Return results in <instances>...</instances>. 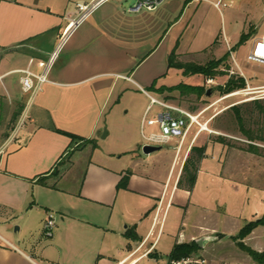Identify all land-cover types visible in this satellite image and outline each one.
<instances>
[{
    "label": "crops",
    "instance_id": "obj_1",
    "mask_svg": "<svg viewBox=\"0 0 264 264\" xmlns=\"http://www.w3.org/2000/svg\"><path fill=\"white\" fill-rule=\"evenodd\" d=\"M92 1L0 0V100L17 106L8 122L0 115V264H139L160 258L155 243L179 191L177 181L168 194L176 153L169 172L157 177L140 165L126 167L135 150L126 127L118 133L120 151L100 150L95 141L103 130L100 141L111 137L118 108L125 109L122 118L129 113L127 95L138 96L141 89L165 100L155 90L168 88L158 84L160 78L178 71L169 68L170 54L188 52L182 50L188 8L218 0H164L155 11L138 13L130 12L136 0H103L79 21L76 5ZM144 62L149 66L142 70ZM27 69L36 75L45 70L46 82L24 102L5 81L18 76L24 95L20 71ZM146 106L133 117L136 124ZM250 154L244 158L264 163ZM48 213L56 218L50 238L43 235ZM157 225L158 235L146 248ZM203 235L209 234L180 238L170 251Z\"/></svg>",
    "mask_w": 264,
    "mask_h": 264
},
{
    "label": "rangeland",
    "instance_id": "obj_2",
    "mask_svg": "<svg viewBox=\"0 0 264 264\" xmlns=\"http://www.w3.org/2000/svg\"><path fill=\"white\" fill-rule=\"evenodd\" d=\"M222 5L225 6H220L218 11L206 3H191L184 19V23L189 21L190 25L182 37V50L188 49V52L183 51L182 54L176 55L177 62L198 66L222 60L216 69L217 72H222V75H217L213 80L214 84L209 86L201 76H183L181 71L169 70L158 82L168 88L179 85L203 87L206 90L215 88L211 96L203 95L200 99L196 95L179 96L177 92L170 94L174 97L173 103L187 111L197 113L206 109L200 121L211 119L208 129L213 133H201L192 146L203 147L204 157L197 180L190 191L185 188L188 182L187 173L182 171L187 158H196L193 150L188 151L189 140L176 158L170 171L168 194L177 181L179 191L170 201L171 208L165 214L160 232L157 225L151 231L146 245V248L150 247L159 232L155 244L160 258H148L139 264H167L170 248L177 240L181 238L188 241L191 235L198 234L209 235L198 239H203L202 248L187 264H258L238 245L239 243L254 252L264 253V225L255 227L243 239H232L239 236L245 225L264 214V163L244 158L252 147L257 153L253 156L264 162V113L258 112L250 105L253 100H261L257 91L264 87V66L247 61L254 39L264 30V0H222ZM241 35H247L243 42H240ZM231 56L239 69L234 66ZM145 64L142 70L148 68V63ZM32 71L38 72V69L33 66ZM240 73L243 77H240ZM236 77L244 80L245 89L232 92L237 95L219 101L228 95L222 92L226 82ZM17 79L18 76L12 75L5 82H12L14 95L18 100L25 102L29 95H22ZM153 96L157 98L156 95ZM126 102L129 113L122 118L125 109L118 108L117 115L120 119L117 117L113 124V134L104 142L100 141V136L95 144L99 142L100 150L108 147L120 151L122 139L118 133L121 128L126 127L129 133L127 142L134 145L135 149L131 154L132 158H125L126 167L131 169L136 164L150 175L160 177L164 173L167 174L175 153V141L162 147L160 151L144 155L141 151L143 141L139 132L140 123L136 124L133 117L142 112L149 101L142 94H129ZM233 106H241L244 118L241 126L236 121L235 112L230 110ZM16 108V105H9L8 101L0 100L3 123L8 122ZM158 111L155 107L150 117H154ZM246 135L253 139L247 138ZM218 136L223 137V144L216 142ZM154 168H157V171H153ZM166 202L167 200L163 209ZM255 214L258 216L254 217Z\"/></svg>",
    "mask_w": 264,
    "mask_h": 264
},
{
    "label": "built area",
    "instance_id": "obj_3",
    "mask_svg": "<svg viewBox=\"0 0 264 264\" xmlns=\"http://www.w3.org/2000/svg\"><path fill=\"white\" fill-rule=\"evenodd\" d=\"M102 1L103 0H94L87 4H77L76 10L79 16L78 20L80 21L87 18L104 2ZM163 1L164 0H136L135 4L130 9V12H153L162 4ZM193 1L208 2L207 0ZM212 6L219 11L220 6L224 7L225 5H222V0H218L216 3H212ZM231 59L234 66L239 69L234 57L231 56ZM247 61L264 66V30L259 37L254 39L252 48L247 56ZM20 73L22 74V77L20 78L21 90L25 95H29V98H32V96L39 90L40 86L46 82L45 70H43L40 75H36L28 69L20 71ZM240 75V77H243L242 73H240ZM206 84L209 86L211 84L213 85L214 81L212 79H208L206 80ZM140 91L149 101L139 124V132L143 141L141 148L144 146L164 147L172 141H175V153L176 157H178L188 140L189 151L201 133H213L208 129V123L211 119L200 121V118L205 113L206 109L193 113L178 105L165 100L157 99L141 89ZM257 94H259L260 99H264V87L260 88L257 91ZM232 95L236 96L237 93H229L219 101L231 98ZM155 107H157L159 111L155 113L154 117H150V114H152ZM22 125V121L21 123L19 122L15 131L19 130ZM54 228L55 215L53 213H48L43 224V235L46 238L52 237ZM187 263H189V259L180 262H172L171 264ZM120 264H122V262Z\"/></svg>",
    "mask_w": 264,
    "mask_h": 264
},
{
    "label": "trees",
    "instance_id": "obj_4",
    "mask_svg": "<svg viewBox=\"0 0 264 264\" xmlns=\"http://www.w3.org/2000/svg\"><path fill=\"white\" fill-rule=\"evenodd\" d=\"M247 35H241L240 42H243L246 39ZM176 54L172 52L169 57V68L176 69L178 71H181L183 76H201L204 80L212 79L217 75H222V72H217V66L220 65L222 60H219L217 62L209 63L206 66H198L191 63L182 64L176 61ZM225 87L222 89L223 93L229 94L235 91L243 90L245 89V82L242 78L236 77L232 80H228ZM177 92L179 96H186V95H196L197 98H201L206 93V89L203 87H192V86H186V85H179L172 88H164L160 87L159 89L155 90V93L159 95H163L166 93V96L164 97L165 100H171L174 99L170 94ZM264 102V99L261 100H253L251 101L250 105L257 109L258 112L264 113V106H262V103ZM241 106H233L230 108V110L235 112V118L236 121L240 124V126L244 123L243 121V115L241 112ZM57 133H61L64 135H67L70 137L72 142L79 141V138L65 134L61 131L57 130ZM247 138L253 139L251 136L246 135ZM216 142L223 144V137L218 136ZM195 152L196 158L195 159H186L185 163L183 165L182 171L184 173H187V186L185 187L188 191L192 190L196 175L198 172L199 164L204 157V148L203 147H192L191 151ZM251 154H257L253 151V148L250 147V149L247 151ZM55 173V172H53ZM125 180H122L119 184V187H123L125 185ZM179 186V181L177 183ZM264 225V214L259 218L258 220L254 222H250L247 225L243 227V229L239 232L238 237H233V240H236V238L243 239L247 237L253 229L257 226ZM241 248H243L249 256L252 258V260L258 264H264V253H258L250 250L249 248L244 247L242 244H238ZM200 248L196 245L195 241L190 243H183V244H175L173 248L171 249L169 255H168V262L167 264H171L172 262H180L183 260H187L192 258Z\"/></svg>",
    "mask_w": 264,
    "mask_h": 264
},
{
    "label": "water",
    "instance_id": "obj_5",
    "mask_svg": "<svg viewBox=\"0 0 264 264\" xmlns=\"http://www.w3.org/2000/svg\"><path fill=\"white\" fill-rule=\"evenodd\" d=\"M214 91H215V88H208L206 90L205 96L206 97L211 96ZM105 136H106V130L103 131L102 138H105ZM161 149H162V147L144 146L141 148V151L144 155H150L154 152L160 151ZM195 243L199 248H202L203 239L197 240V241H195Z\"/></svg>",
    "mask_w": 264,
    "mask_h": 264
},
{
    "label": "bare ground",
    "instance_id": "obj_6",
    "mask_svg": "<svg viewBox=\"0 0 264 264\" xmlns=\"http://www.w3.org/2000/svg\"><path fill=\"white\" fill-rule=\"evenodd\" d=\"M234 95H232V97H233Z\"/></svg>",
    "mask_w": 264,
    "mask_h": 264
}]
</instances>
